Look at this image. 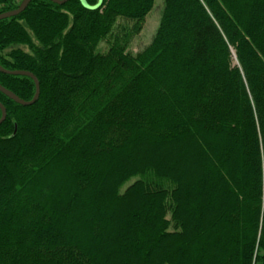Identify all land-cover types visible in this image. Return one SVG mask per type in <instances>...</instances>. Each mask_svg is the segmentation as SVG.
<instances>
[{
  "label": "trees",
  "instance_id": "1",
  "mask_svg": "<svg viewBox=\"0 0 264 264\" xmlns=\"http://www.w3.org/2000/svg\"><path fill=\"white\" fill-rule=\"evenodd\" d=\"M85 1L0 20V264H264V0Z\"/></svg>",
  "mask_w": 264,
  "mask_h": 264
},
{
  "label": "water",
  "instance_id": "2",
  "mask_svg": "<svg viewBox=\"0 0 264 264\" xmlns=\"http://www.w3.org/2000/svg\"><path fill=\"white\" fill-rule=\"evenodd\" d=\"M31 1L32 0H22L17 8L12 9V10H8L5 12H1L0 13V20L11 18V17L19 15L28 7V5L30 4ZM51 1L54 3H57L59 5H62L69 0H51ZM82 1H83V3L86 4L85 0H82ZM0 71L3 73L12 74V75L28 76V77L32 78L34 80V83H35L36 90H35V94L31 100L22 99L16 93H14L13 91L7 89L6 87H4L3 85L0 84V90L3 93H5L8 97L13 99L18 104H21L24 106L33 105L39 99L40 93H41V86H40L39 79L37 78V76L34 73L27 71V70H10V69L4 68L1 64H0ZM0 109L2 111V116L0 118V124H2V122L7 117V108L5 107V105L2 102H0Z\"/></svg>",
  "mask_w": 264,
  "mask_h": 264
},
{
  "label": "rangeland",
  "instance_id": "3",
  "mask_svg": "<svg viewBox=\"0 0 264 264\" xmlns=\"http://www.w3.org/2000/svg\"><path fill=\"white\" fill-rule=\"evenodd\" d=\"M163 8H164V0H155V6L146 16L145 24L142 31L137 36H135L131 42L129 49L133 53H137L143 50L144 48H146V46H148L151 43L153 36L155 35V32L158 28L160 17L162 14L161 12ZM119 21H124V20L121 18ZM20 47L26 51H29V47L26 45H21ZM107 49H108V43L105 41L101 42L98 50L105 52ZM236 58H237L236 53L235 51H233V59L235 60V62H237ZM133 181L131 180L130 182H128L125 185V187L130 185Z\"/></svg>",
  "mask_w": 264,
  "mask_h": 264
}]
</instances>
